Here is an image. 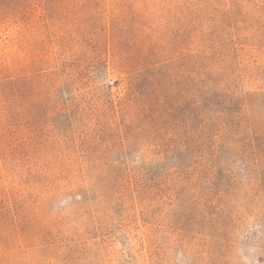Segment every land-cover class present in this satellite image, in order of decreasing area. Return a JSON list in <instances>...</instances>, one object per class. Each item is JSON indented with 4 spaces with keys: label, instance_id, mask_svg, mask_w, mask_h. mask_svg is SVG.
<instances>
[{
    "label": "rangeland",
    "instance_id": "obj_1",
    "mask_svg": "<svg viewBox=\"0 0 264 264\" xmlns=\"http://www.w3.org/2000/svg\"><path fill=\"white\" fill-rule=\"evenodd\" d=\"M0 264H264V0H0Z\"/></svg>",
    "mask_w": 264,
    "mask_h": 264
}]
</instances>
